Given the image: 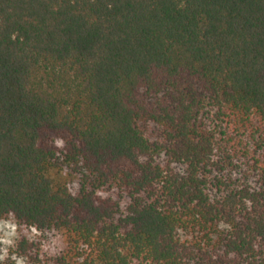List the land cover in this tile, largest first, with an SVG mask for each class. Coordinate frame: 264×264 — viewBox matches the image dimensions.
<instances>
[{
	"label": "trees",
	"instance_id": "trees-1",
	"mask_svg": "<svg viewBox=\"0 0 264 264\" xmlns=\"http://www.w3.org/2000/svg\"><path fill=\"white\" fill-rule=\"evenodd\" d=\"M9 213L26 264H264V0H0Z\"/></svg>",
	"mask_w": 264,
	"mask_h": 264
},
{
	"label": "clouds",
	"instance_id": "clouds-1",
	"mask_svg": "<svg viewBox=\"0 0 264 264\" xmlns=\"http://www.w3.org/2000/svg\"><path fill=\"white\" fill-rule=\"evenodd\" d=\"M9 219L5 220L0 218V264H4L5 260L11 259L15 261V264H26V258L18 256L15 252L9 257V248H15V240L17 238V225L12 214L9 213ZM32 237L39 236L40 233L37 231L35 226L31 227ZM30 237V239L32 238Z\"/></svg>",
	"mask_w": 264,
	"mask_h": 264
},
{
	"label": "rangeland",
	"instance_id": "rangeland-1",
	"mask_svg": "<svg viewBox=\"0 0 264 264\" xmlns=\"http://www.w3.org/2000/svg\"><path fill=\"white\" fill-rule=\"evenodd\" d=\"M0 235H2V234H0ZM30 236H32V234H30ZM16 239H17V238H16ZM58 239H59V236H57V235H56L55 237H52V238H51L52 243H53V244H58V243H59V240H58ZM0 247H3V245H0ZM10 248H11V247H10ZM10 248H9V249H10Z\"/></svg>",
	"mask_w": 264,
	"mask_h": 264
}]
</instances>
